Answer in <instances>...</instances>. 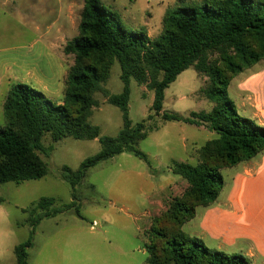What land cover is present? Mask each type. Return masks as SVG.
Wrapping results in <instances>:
<instances>
[{"label":"rangeland","instance_id":"obj_1","mask_svg":"<svg viewBox=\"0 0 264 264\" xmlns=\"http://www.w3.org/2000/svg\"><path fill=\"white\" fill-rule=\"evenodd\" d=\"M99 1L119 16L125 28H145L155 39L163 31L162 19L168 9L205 0H188L182 5L178 0ZM84 3L0 0V127L5 126L7 94L15 85L26 84L61 104L64 73L74 64V57L65 55L63 47L79 35ZM260 65L264 61L256 66ZM120 75L116 61L94 96L99 105L93 108L89 122L99 127L102 136L116 137L123 127L122 112L108 102L110 96L122 92ZM235 85L231 82L229 97L240 115L250 117L236 98ZM206 86L207 78L191 66L165 90L163 110L185 117L210 112L214 104L202 92ZM153 101L154 92L132 79L129 119L133 126L144 122L153 129L136 146L147 161L129 152L100 161L75 189L63 178V166L76 171L85 159L100 152V143L43 138L47 151L40 156L47 164V175L19 185L0 184V264H17L15 248L29 238L28 264H147L148 234L154 220L188 188L186 180L172 173L171 164H198L200 148L218 137L207 126L165 122L151 111ZM44 197L55 199L51 209L55 216L44 217L42 210L34 209Z\"/></svg>","mask_w":264,"mask_h":264},{"label":"trees","instance_id":"obj_2","mask_svg":"<svg viewBox=\"0 0 264 264\" xmlns=\"http://www.w3.org/2000/svg\"><path fill=\"white\" fill-rule=\"evenodd\" d=\"M187 1L178 0L181 5ZM162 26V33L152 39L145 28H125L119 16L99 0H85L79 35L63 47L65 55L74 57V64L65 80L61 104L26 84L15 85L7 94L5 126L0 127V184L19 185L47 175V164L40 156L47 151L42 142L46 135L53 142L70 137L100 143V152L85 159L76 171L63 166V178L74 189L100 161L124 152L147 161L136 146L153 129L144 122L133 126L129 119L134 79L154 92L151 111L165 122L207 126L218 136L200 148L198 164H171L172 173L186 180L188 188L154 220L148 234L147 264H252L242 255L208 248L202 240L187 235L183 226L195 218L197 207L217 201L224 187V169L264 152V127L240 115L228 93L234 78L264 61V0H205L177 6L166 11ZM116 61L123 89L108 102L122 112L123 127L116 137H109L102 136L89 119L99 105L94 96ZM191 66L207 78L202 92L214 104L212 110L192 112L189 117L164 111L165 90ZM54 204V198L44 197L34 209L52 217L56 215L55 209L51 211ZM31 246L29 238L15 248L17 264H28Z\"/></svg>","mask_w":264,"mask_h":264},{"label":"crops","instance_id":"obj_3","mask_svg":"<svg viewBox=\"0 0 264 264\" xmlns=\"http://www.w3.org/2000/svg\"><path fill=\"white\" fill-rule=\"evenodd\" d=\"M232 82L241 108L250 115L247 118L264 127V65H255ZM226 169L217 201L197 207L195 218L184 224L183 231L208 248L264 264V152Z\"/></svg>","mask_w":264,"mask_h":264},{"label":"built area","instance_id":"obj_4","mask_svg":"<svg viewBox=\"0 0 264 264\" xmlns=\"http://www.w3.org/2000/svg\"><path fill=\"white\" fill-rule=\"evenodd\" d=\"M93 227H95V224H93Z\"/></svg>","mask_w":264,"mask_h":264}]
</instances>
